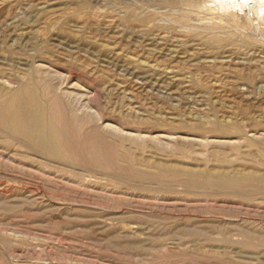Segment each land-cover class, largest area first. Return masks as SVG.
Listing matches in <instances>:
<instances>
[{
	"label": "rangeland",
	"instance_id": "374dc122",
	"mask_svg": "<svg viewBox=\"0 0 264 264\" xmlns=\"http://www.w3.org/2000/svg\"><path fill=\"white\" fill-rule=\"evenodd\" d=\"M197 1L0 0L68 152L0 127V264H264L263 30Z\"/></svg>",
	"mask_w": 264,
	"mask_h": 264
},
{
	"label": "bare ground",
	"instance_id": "6f19581e",
	"mask_svg": "<svg viewBox=\"0 0 264 264\" xmlns=\"http://www.w3.org/2000/svg\"><path fill=\"white\" fill-rule=\"evenodd\" d=\"M191 4L207 10L248 11L256 16L258 22L251 20L252 26L263 30L261 37L264 38V0H200ZM182 17H187V13ZM236 27L239 31L245 29L237 25ZM43 74L45 73L42 71H34L29 82L14 92L0 90V127L13 130L17 138L24 139L49 159L63 160L68 152L61 128L47 111V100L43 91L45 83L42 82L46 78ZM46 86L51 93L49 100L58 101L60 97L55 89L50 85ZM5 94L6 97L1 98ZM262 161L264 163V154ZM246 179H257V175H247ZM222 182L227 183L229 180L223 178Z\"/></svg>",
	"mask_w": 264,
	"mask_h": 264
}]
</instances>
